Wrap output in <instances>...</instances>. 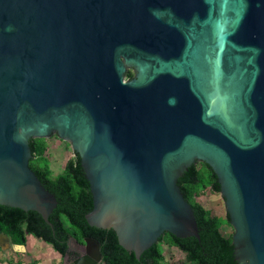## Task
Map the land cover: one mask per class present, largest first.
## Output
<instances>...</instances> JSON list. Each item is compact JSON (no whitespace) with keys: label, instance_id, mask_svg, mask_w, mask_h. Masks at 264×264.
Here are the masks:
<instances>
[{"label":"water","instance_id":"1","mask_svg":"<svg viewBox=\"0 0 264 264\" xmlns=\"http://www.w3.org/2000/svg\"><path fill=\"white\" fill-rule=\"evenodd\" d=\"M53 135L79 157L88 225L136 259L165 233L200 241L177 185L199 162L234 261L264 264V0H0V205L51 229L29 143ZM72 246L66 264H106L96 240Z\"/></svg>","mask_w":264,"mask_h":264},{"label":"trees","instance_id":"2","mask_svg":"<svg viewBox=\"0 0 264 264\" xmlns=\"http://www.w3.org/2000/svg\"><path fill=\"white\" fill-rule=\"evenodd\" d=\"M29 146L32 153L29 167L45 190L55 197L57 206L48 217L51 229L37 212L0 205V234L9 237L12 244L23 245L25 236L32 235L65 256L70 237L79 243L84 238H91L99 243L102 260L106 264H163L160 244L168 242L185 255L187 264H237L231 241L220 234L219 224L208 216L200 204L190 201L204 185L205 176L211 183V189L219 193L217 178L208 165L200 163L201 168L197 169L195 163L177 180L184 199L192 208L200 241L193 237L176 238L165 233L158 243L136 259L132 252L119 245L113 230L90 226L86 222L85 215L92 210V196L78 155L74 153L75 158L67 162L62 173L52 177L48 161L41 155L44 148L42 139L31 140Z\"/></svg>","mask_w":264,"mask_h":264},{"label":"rangeland","instance_id":"3","mask_svg":"<svg viewBox=\"0 0 264 264\" xmlns=\"http://www.w3.org/2000/svg\"><path fill=\"white\" fill-rule=\"evenodd\" d=\"M133 76L134 71L128 69L125 80H129ZM42 143L44 148L41 151V155L47 159L52 173L51 176L55 177L62 173L67 162L75 158V154L68 142L62 141L54 135L42 139ZM200 168L201 164L197 162V169ZM190 201L200 204L206 210L208 216L219 224L220 234L227 240L232 241L231 235L234 230L226 217L224 201L220 193H216L211 189V183L206 176L204 177V185L196 191ZM81 244H83V241ZM160 248L163 264H187L185 255L168 242H161Z\"/></svg>","mask_w":264,"mask_h":264},{"label":"crops","instance_id":"4","mask_svg":"<svg viewBox=\"0 0 264 264\" xmlns=\"http://www.w3.org/2000/svg\"><path fill=\"white\" fill-rule=\"evenodd\" d=\"M75 252L70 249L66 256L60 255L51 245L33 237L25 236L23 245L12 244L9 237H0V264H66L67 257Z\"/></svg>","mask_w":264,"mask_h":264},{"label":"flooded vegetation","instance_id":"5","mask_svg":"<svg viewBox=\"0 0 264 264\" xmlns=\"http://www.w3.org/2000/svg\"><path fill=\"white\" fill-rule=\"evenodd\" d=\"M73 247V246H72ZM75 252H73V254H71L70 256L67 257L68 261L74 260L78 255H79V250H81L82 248L77 246V247H73ZM77 250V251H76Z\"/></svg>","mask_w":264,"mask_h":264}]
</instances>
